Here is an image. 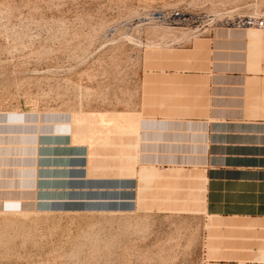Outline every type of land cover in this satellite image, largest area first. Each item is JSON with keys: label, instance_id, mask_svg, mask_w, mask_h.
<instances>
[{"label": "rangeland", "instance_id": "374dc122", "mask_svg": "<svg viewBox=\"0 0 264 264\" xmlns=\"http://www.w3.org/2000/svg\"><path fill=\"white\" fill-rule=\"evenodd\" d=\"M260 23L264 0H0V264L259 262L141 141L204 111L220 31Z\"/></svg>", "mask_w": 264, "mask_h": 264}, {"label": "crops", "instance_id": "0c3cea01", "mask_svg": "<svg viewBox=\"0 0 264 264\" xmlns=\"http://www.w3.org/2000/svg\"><path fill=\"white\" fill-rule=\"evenodd\" d=\"M198 116L155 121L141 141L144 161L197 169L209 215L264 236V31H220ZM155 151H154V150ZM84 154V149H79ZM154 152H153V151ZM157 150V151H156ZM48 170V169H46ZM47 172V171H46ZM153 175L142 171V176ZM256 244V243H255ZM263 253L256 264H264Z\"/></svg>", "mask_w": 264, "mask_h": 264}, {"label": "built area", "instance_id": "2783aa9c", "mask_svg": "<svg viewBox=\"0 0 264 264\" xmlns=\"http://www.w3.org/2000/svg\"><path fill=\"white\" fill-rule=\"evenodd\" d=\"M264 24L263 23H260V25L259 26H263Z\"/></svg>", "mask_w": 264, "mask_h": 264}]
</instances>
